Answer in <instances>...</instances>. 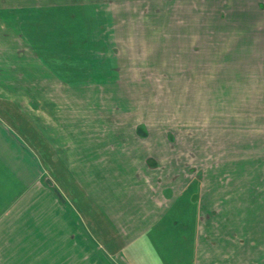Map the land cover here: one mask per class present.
Returning a JSON list of instances; mask_svg holds the SVG:
<instances>
[{"label":"rangeland","instance_id":"obj_1","mask_svg":"<svg viewBox=\"0 0 264 264\" xmlns=\"http://www.w3.org/2000/svg\"><path fill=\"white\" fill-rule=\"evenodd\" d=\"M167 1L152 2L149 12L158 10V15L141 17L147 29L137 31L138 38L134 41L124 39L119 46L110 47L109 56L120 55L115 59L105 61L107 55H102V51L90 53L92 44L99 47L104 42L94 41L95 30L85 32L81 23L61 21L55 27L57 44L50 40L39 48L41 54L57 51L56 61L38 62L44 67L38 66V70L34 56L28 57V62L0 64L13 69L0 71V87L11 84L13 91L24 93L0 94V101L11 100L26 113L34 125L43 130L56 155L57 147L61 146L69 156L70 146L76 144L70 142L75 140L79 148L89 150L88 165L79 163L78 166L74 158L73 169L74 176L81 178L84 187L87 184L94 196L97 215L104 212L103 197L109 199L118 194L108 189L109 186L113 188L111 184L131 178L135 181L139 176L150 179L159 176L149 173L147 167L162 169L167 166L170 170L173 167L174 174L180 178L182 168L189 165L193 173V169L199 167V159L201 164L205 162L207 167H213V155L208 153L213 154L218 147L239 150L246 145L241 139L236 144L218 142L217 117L229 115L228 131L222 132L227 140L243 134L244 125L264 123V62L250 61L253 49L239 47V42L235 43L237 39H230L233 31L230 27L246 22V13L251 7L232 5L231 9L229 1L225 5L224 0H205L183 10L178 7L183 0ZM255 17L259 22L257 26L264 25L260 14ZM151 22H156L159 29L154 30ZM186 25L199 26V34L185 31ZM219 28L221 30H217ZM69 34L73 46L68 48L64 40ZM189 34L191 37L187 40ZM139 35L145 39H140ZM30 47L28 50H36ZM231 52L233 63L229 61ZM230 71L234 72L230 79L232 85L226 78ZM230 86L233 89L228 91ZM256 131L255 135L260 133ZM222 160L228 162L223 166L231 163L226 156ZM237 161L233 172L227 173L233 180L230 186L234 194L228 212L236 231L247 235L246 243L257 240L262 246L264 196L261 192L254 194L264 188V177L260 170L249 171L247 166L259 162L264 166V159L256 157L248 160V164L246 159L237 158ZM51 172L57 180V168ZM218 172L217 169L215 176ZM210 174L209 178L213 179L214 171ZM114 188H122V185ZM185 198V195L179 198L173 215H184L182 200ZM190 209L186 216L195 220ZM63 212L57 211L56 201L50 204V197L31 193L28 208H20L17 216L6 225L8 231L4 236L15 232L18 239L1 240L5 245L0 247V264H102L95 251L87 255L69 254L65 252L69 249L62 246L63 253L57 254L55 239L52 245L51 238L37 237L38 234L49 235V232L40 231L57 234V229H61L68 233L70 227ZM168 217L171 218L170 212ZM26 226L29 233L23 231ZM25 240L27 244L16 245Z\"/></svg>","mask_w":264,"mask_h":264},{"label":"crops","instance_id":"obj_2","mask_svg":"<svg viewBox=\"0 0 264 264\" xmlns=\"http://www.w3.org/2000/svg\"><path fill=\"white\" fill-rule=\"evenodd\" d=\"M156 1L0 0V64L28 62L30 56H34L36 63L51 62V59L56 61L57 51L41 54L39 48L44 47L50 40L57 44L55 27L61 21L81 23L85 32L91 33L95 30L97 35L94 41L100 39L105 43L99 47H93L97 44H92L90 53L102 51V55H107L105 61H109V58L115 59L120 55L109 56L110 47L119 46L120 41L124 39L134 41L138 38L135 33L147 29L143 23L145 20L141 17L151 18L152 15H158V10L149 12V6ZM228 1L231 9L232 5L233 7L242 5L246 9L251 7L246 13L248 14L246 22L249 24L238 23L234 28L232 25L230 39H237L235 43L239 42L237 43L239 47L247 46L253 49L252 54H249L252 58L250 61L264 62V25L257 26L259 22L255 20V16L259 14L263 17L262 21L264 20V0L223 2L226 5ZM198 2L205 0H183L178 7L186 10V6L195 7ZM253 6L261 8L259 9L261 12L255 10L256 8L252 10ZM151 24L154 30L159 29L156 22ZM183 28L191 33L196 31L197 35L200 31L199 26L186 25ZM128 31L129 34H123ZM239 31L244 33L239 34ZM235 32L237 34H234ZM190 34L187 40H190ZM139 36L140 39H145V36ZM71 40L72 35L69 34L64 40L66 47L73 46ZM30 45L36 47V50H28L31 48ZM229 61L235 62L232 52ZM38 66L44 68L42 63L35 66L37 70ZM8 69L13 70L0 66L1 72ZM233 76V71L226 73L231 85L233 81L230 79ZM12 78L10 79L13 82ZM235 84L237 85V81ZM0 89H2L0 94H24L22 91H13L14 87L11 84H5ZM4 89L12 91L10 93ZM232 89L230 86L228 91ZM228 117L229 115L217 117L219 124L216 130L219 126L220 131L218 142L236 144L238 139H241V143H246L242 148L237 150V147L232 149L229 147L230 149L226 150V147H218L213 154L208 153L213 155V167H207L205 162L201 164L199 159V167L190 173V166L186 165L182 168L180 178L174 174L173 167L171 170L167 166L162 169L147 167L149 173H158L159 176L151 180L149 176L141 178L138 175L139 178L135 181L131 178L127 182L111 184L113 188L109 186L108 189L118 194L109 199L103 197L104 212L97 215L93 204L94 196L88 185L85 184L84 187L81 178L74 176L76 171L73 169L74 158L82 161H77L78 166L79 163L81 166L88 165L89 150L79 148L78 140H75L70 142L76 144L70 146L69 156L66 149L61 146L57 147L56 155L43 130L36 127L32 119L11 100H1L0 247L5 245L3 241L1 242L2 239H18L14 232L17 227L12 228L14 234L4 236L8 231L6 225L17 216L20 208L24 206L28 208L31 193H35L50 197L51 205L56 201L57 211H64L63 216L68 220L70 227L68 233L57 229V234L52 231H40L49 232V235H37L39 238H51L52 245L55 239L54 247H57V254L63 253L61 251L63 246L69 249L65 251L69 254L87 255L94 254L95 251L102 264H264V242L262 246L257 240H248L246 243L247 235L242 231H236L232 225L228 208L232 206V204L229 206V203L233 202L234 198L230 186L233 180L227 175L228 172H233L235 168L233 165L238 162L237 158L246 159V164L249 163L248 160L252 161L256 157L264 159V123L251 122L244 125L246 131H242L243 134L227 140V136L223 137L222 132L228 131L226 129L227 125H230L227 123ZM256 130L260 133L255 135ZM204 154L206 155V151ZM224 156L231 162L228 167L223 166L224 163H228L223 162ZM68 159H72L71 162ZM55 168L57 180L51 172ZM217 169L219 172L215 176ZM247 169L260 170L264 177L263 162L256 165L252 163ZM210 171H214L213 179L209 178ZM116 185H122V188H114ZM260 192L263 197L264 188L255 194L252 193L256 196ZM184 195L187 197L182 200L184 215H173L174 209L178 207L179 198ZM188 200L191 201V205H188ZM189 208L190 212L194 213L195 220L187 218ZM169 212L171 218L168 217ZM57 216L63 217L58 214ZM23 231L28 232V226ZM25 236L28 238L26 232ZM21 238L23 239L24 235ZM27 243L28 240H25V243L16 242V245Z\"/></svg>","mask_w":264,"mask_h":264}]
</instances>
